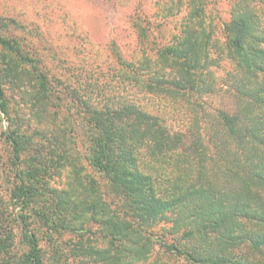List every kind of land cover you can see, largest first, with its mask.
<instances>
[{
  "label": "trees",
  "instance_id": "trees-1",
  "mask_svg": "<svg viewBox=\"0 0 264 264\" xmlns=\"http://www.w3.org/2000/svg\"><path fill=\"white\" fill-rule=\"evenodd\" d=\"M224 35L235 62L228 83L233 102L206 113L212 116L209 141L214 150L203 136L206 117L202 120L197 111L205 103L203 96L214 92L206 76L215 65L209 56L211 35L199 27L186 25L175 41L157 48L155 57H120L118 86L133 93L113 91L103 96L104 102L92 95L94 88L86 87L90 96L73 94L85 121L87 156L121 199L123 210L118 213L135 218V223L137 219L139 226L177 213L186 245L164 241L162 246L187 264H264V0H234ZM0 42L13 48L7 39ZM2 77L0 71V123L9 120ZM169 105L192 106L187 110L190 129L169 123L164 112ZM1 137L10 148L14 180L9 191L12 210L0 199V264H43L31 217L78 231L82 228L77 224L61 222L76 205H48L42 180L22 167L25 135L8 127ZM210 162L217 166L211 174ZM92 206L97 214V204ZM109 212L97 220L115 244L130 234L134 223ZM15 226L23 246L18 255ZM148 251L135 252L140 257Z\"/></svg>",
  "mask_w": 264,
  "mask_h": 264
},
{
  "label": "rangeland",
  "instance_id": "rangeland-1",
  "mask_svg": "<svg viewBox=\"0 0 264 264\" xmlns=\"http://www.w3.org/2000/svg\"><path fill=\"white\" fill-rule=\"evenodd\" d=\"M234 0H0V71L5 87L9 120L0 123V199L10 211L9 191L14 170L10 148L1 131L16 129L25 135L22 167L42 180L48 205L61 202L66 209L61 222L82 228L62 229L31 217L43 251V264H187L167 252L162 242L185 247L184 227L177 213L139 226L131 217L118 213L121 199L112 192L109 180L91 164L85 121L73 91L105 101L113 91L125 95L117 71L120 57H155L157 48L175 41L186 25L210 33L212 74L206 76L214 92L205 94L199 116L206 143L214 134L212 114L233 102L228 87L235 71L224 26L230 19ZM44 84L49 88L48 91ZM137 92V91H136ZM90 93V94H89ZM75 97V100H74ZM191 105H169L164 112L175 128L190 129L187 110ZM192 111V110H191ZM205 129V131H204ZM208 133V135H206ZM209 141V142H208ZM217 166L209 163L211 174ZM42 199V198H41ZM97 204V214L93 204ZM103 203L108 205L104 206ZM115 211L134 223L130 234L112 244L98 218ZM98 217V218H97ZM59 221V219H58ZM62 222V223H63ZM15 252L23 250L20 231L14 227ZM119 245V246H117ZM120 248V251L118 248ZM149 248L143 256L135 251ZM136 253V254H135ZM117 257H120L118 260Z\"/></svg>",
  "mask_w": 264,
  "mask_h": 264
}]
</instances>
